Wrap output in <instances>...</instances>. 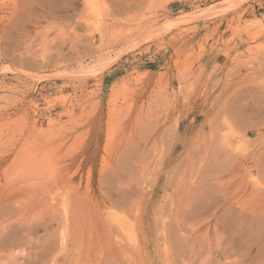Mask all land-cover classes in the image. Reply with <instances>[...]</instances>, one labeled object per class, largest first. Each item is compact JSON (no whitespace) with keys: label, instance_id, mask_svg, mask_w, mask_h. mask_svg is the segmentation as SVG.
Wrapping results in <instances>:
<instances>
[{"label":"rangeland","instance_id":"obj_1","mask_svg":"<svg viewBox=\"0 0 264 264\" xmlns=\"http://www.w3.org/2000/svg\"><path fill=\"white\" fill-rule=\"evenodd\" d=\"M0 264H264V0H0Z\"/></svg>","mask_w":264,"mask_h":264},{"label":"bare ground","instance_id":"obj_2","mask_svg":"<svg viewBox=\"0 0 264 264\" xmlns=\"http://www.w3.org/2000/svg\"><path fill=\"white\" fill-rule=\"evenodd\" d=\"M131 72H132V71H131ZM89 74H91V73H89ZM48 173H49V172H48ZM66 202H67V200H66ZM66 202H64V203H66ZM67 203H68V202H67ZM65 208H66V206H65ZM66 210H69V209L66 208ZM65 212H66V211H65ZM118 224H119V223H118Z\"/></svg>","mask_w":264,"mask_h":264}]
</instances>
